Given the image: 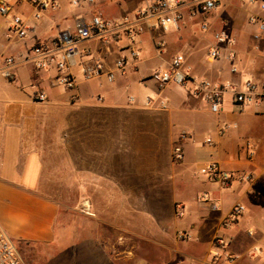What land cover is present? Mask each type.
<instances>
[{"label":"crops","instance_id":"0c3cea01","mask_svg":"<svg viewBox=\"0 0 264 264\" xmlns=\"http://www.w3.org/2000/svg\"><path fill=\"white\" fill-rule=\"evenodd\" d=\"M153 1L96 0L76 8L59 0L36 19L32 4L11 0L10 14L0 15V227L18 249L34 255L28 264H209L217 237L235 256L219 264H264V31L251 21L264 20V0H215L210 13L198 10L199 0H182L178 28L146 27L134 45L138 58L124 35L110 45L83 41L80 49L92 57L71 69L76 91L54 84L55 69L34 68L37 44L94 16L143 24L137 12ZM14 17L24 21L26 37L11 30ZM221 31L234 43L212 60L209 50ZM177 55L198 80L231 82L238 91L255 82L256 101L241 105L228 92L221 112L213 113L184 88L160 87L151 75L168 69ZM8 58H15L14 66H7ZM121 58L127 65L113 83L84 79L82 64L102 59L114 71ZM7 68L14 81L5 77ZM39 91L46 101L36 100ZM183 134L185 159L175 162ZM212 162L234 175L230 188L207 178ZM60 164L67 165V186L82 189L86 211L82 234L66 242L57 233L61 207L42 192L56 187L52 182L59 179L50 173ZM246 176L250 182L242 181ZM239 204L245 213L223 226ZM181 232L186 239L178 238Z\"/></svg>","mask_w":264,"mask_h":264},{"label":"built area","instance_id":"2783aa9c","mask_svg":"<svg viewBox=\"0 0 264 264\" xmlns=\"http://www.w3.org/2000/svg\"><path fill=\"white\" fill-rule=\"evenodd\" d=\"M72 7H80L84 3L92 4L96 0H67ZM252 3H257L259 0H249ZM20 2H28L32 4L36 13V19L41 18L43 11L50 8H56L59 5V0H20ZM182 0H154L147 6L141 8L137 12V20L143 24L134 25L130 17L109 21L101 16H94L90 21L80 20L75 31H62L54 40L37 44L32 52L34 59V68L37 73L55 69L57 76L54 84L67 91H76L78 84L75 75L71 69L78 65V59L92 57V53L88 49L81 50L80 44L89 39H99L105 45L118 43L124 35L133 46L131 55L134 58L139 57L138 51L134 45L137 38L142 34L146 27H160L167 31L171 27H177L183 20V14L180 11ZM217 8L215 0H199L198 10L201 13H210ZM264 9V3L262 4ZM12 11L11 0H0V15L8 16ZM252 22L258 23L261 31H264V20L256 18L251 19ZM204 30L207 26L204 25ZM11 30L17 33L20 37H26L27 31L24 21L21 17L12 19ZM214 44L210 47L209 57L212 60L222 58V47L224 45H232L234 40L226 31H221L215 34ZM236 58L235 53H231L228 57L230 61ZM7 66L15 65V58L6 60ZM127 61L121 58L115 63L114 71H107L102 59H93L92 63L82 64V73L86 81H92L96 78L105 77L109 83H113L116 78V73L125 71ZM236 72V68H233ZM5 77L10 81L15 80V75L11 68H7L4 72ZM151 79L160 87H165L169 84L177 85L186 89L196 98H200L213 113H220L222 110L224 96L228 92H232L235 101L241 105L252 104L256 101V94L260 87L253 81L244 83V90L238 91L237 86L231 82L215 83L205 79H196L191 75L190 69L186 66V59L183 55H177L173 58L171 66L168 69H159L151 75ZM36 100L43 102L47 100L45 93L39 91L35 96ZM73 101L78 99V94L73 93L71 96ZM134 100V99H132ZM150 103L148 99L147 104ZM187 135L183 134L175 144L173 150V158L175 162H182L185 159L183 141ZM207 144H212L211 139H207ZM205 175L210 181L218 183L223 188H230L235 181L234 175L223 170L218 163H209L205 169ZM242 181L250 182L251 177L246 176ZM215 210L218 207L214 204ZM244 205H236L229 215L224 219L223 226L230 227L235 224L245 213ZM182 216V212L180 213ZM251 234V233H250ZM178 238L184 240L187 235L184 232L178 234ZM229 243L222 237H217L214 241L215 250L212 251V260L209 264H219L224 259L229 263L235 261V256L228 251ZM0 264H26L20 250L13 239L0 227Z\"/></svg>","mask_w":264,"mask_h":264},{"label":"rangeland","instance_id":"374dc122","mask_svg":"<svg viewBox=\"0 0 264 264\" xmlns=\"http://www.w3.org/2000/svg\"><path fill=\"white\" fill-rule=\"evenodd\" d=\"M59 168L60 171L50 173L54 178L59 179L52 182L56 187H44L42 192L52 200L58 202L61 207V216L57 222V233L60 234V241H62L63 238L64 240L62 242H66L70 234H74V232L82 234L84 226L83 217L86 211L84 209V204H80L82 189L67 186V165L60 164ZM19 249L25 263L28 264L31 262L32 255L30 256L27 254L21 247H19Z\"/></svg>","mask_w":264,"mask_h":264}]
</instances>
